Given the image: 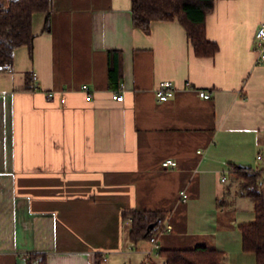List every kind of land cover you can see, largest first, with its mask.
<instances>
[{
    "label": "crops",
    "instance_id": "obj_1",
    "mask_svg": "<svg viewBox=\"0 0 264 264\" xmlns=\"http://www.w3.org/2000/svg\"><path fill=\"white\" fill-rule=\"evenodd\" d=\"M45 18L34 13L32 46L0 72V264L36 251L47 264H94L97 251L105 264H160V249L197 245L256 264L239 228L254 214L240 219L247 197L229 168H264V0L216 1L206 17L213 56L193 53L177 19L134 26L131 0H53L48 28ZM109 50L121 52L116 88ZM161 80L175 85L166 100ZM124 209H164L171 226L156 245L133 242Z\"/></svg>",
    "mask_w": 264,
    "mask_h": 264
},
{
    "label": "trees",
    "instance_id": "obj_2",
    "mask_svg": "<svg viewBox=\"0 0 264 264\" xmlns=\"http://www.w3.org/2000/svg\"><path fill=\"white\" fill-rule=\"evenodd\" d=\"M217 0H131L132 23L148 31L153 20L177 19L197 56H213L219 49L218 43L207 36L206 17L215 7ZM53 0H10L0 3V72L13 66L17 47L32 46V28L35 12H44L46 28L49 27ZM119 50L108 51V75L110 85H119L122 71ZM230 173L238 179L239 194L251 199L255 218L239 225L241 247L253 253L256 264H264V168L234 165ZM168 212L164 209H124L122 218H130L128 238L133 242L149 239L163 231ZM155 223L153 228H149ZM159 236V235H158ZM166 264H227L224 252L217 248L197 245L186 248L160 249ZM25 264H47L45 252H31ZM94 264H105L103 255L97 251Z\"/></svg>",
    "mask_w": 264,
    "mask_h": 264
},
{
    "label": "built area",
    "instance_id": "obj_3",
    "mask_svg": "<svg viewBox=\"0 0 264 264\" xmlns=\"http://www.w3.org/2000/svg\"><path fill=\"white\" fill-rule=\"evenodd\" d=\"M255 51L257 52L258 55V61L259 62H264V22H262L259 27L257 28L256 31V37H255ZM34 79L37 78V74L34 73L33 75ZM187 86L190 85V82L186 83ZM83 88L85 90H88V86L85 84L83 85ZM156 92V96L160 99V100H166L169 97H171L174 92H175V85L173 84V82L171 80H161L155 90ZM47 97L49 99H52L55 96V93L50 91L47 92ZM199 95L203 98H209L211 97V94L209 91L205 90V89H200L199 90ZM113 98L117 99V100H122L123 99V94L120 92H114L113 93ZM258 158H261V154L258 155ZM162 165L167 167V168H172V167H176L177 166V161L173 158H167L162 162ZM234 167L231 166L229 168V172L233 169ZM227 176H226V172L222 173V180H226ZM181 195V199L182 201H186L188 198V194L185 190H182L180 192ZM130 219V218H129ZM170 224L165 225V228L163 229V231H161L158 234L153 235L150 238V241L156 245L157 244V238L158 235H160L162 232H164V230L170 228ZM156 255H158V253H156ZM106 258H104L105 261ZM166 264V263H165Z\"/></svg>",
    "mask_w": 264,
    "mask_h": 264
},
{
    "label": "rangeland",
    "instance_id": "obj_4",
    "mask_svg": "<svg viewBox=\"0 0 264 264\" xmlns=\"http://www.w3.org/2000/svg\"><path fill=\"white\" fill-rule=\"evenodd\" d=\"M0 39H1V35H0ZM251 199L249 198H245L242 199L241 201L239 200L238 203H236L237 205H235L238 209H237V213L240 215V219L241 220H245V219H252L253 218V206L251 204ZM255 218V215H254ZM130 220V219H129ZM254 220V219H253ZM163 259L166 261V258L164 256ZM161 259V258H160ZM160 264H165L164 262H159Z\"/></svg>",
    "mask_w": 264,
    "mask_h": 264
},
{
    "label": "water",
    "instance_id": "obj_5",
    "mask_svg": "<svg viewBox=\"0 0 264 264\" xmlns=\"http://www.w3.org/2000/svg\"><path fill=\"white\" fill-rule=\"evenodd\" d=\"M240 166H243V165H240ZM154 225H155V223H151L150 226H149V228H153Z\"/></svg>",
    "mask_w": 264,
    "mask_h": 264
}]
</instances>
